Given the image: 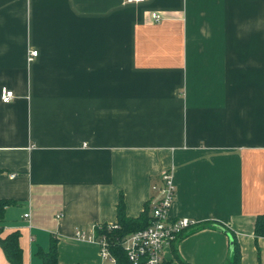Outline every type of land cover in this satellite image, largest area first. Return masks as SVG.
<instances>
[{
	"label": "crops",
	"instance_id": "obj_1",
	"mask_svg": "<svg viewBox=\"0 0 264 264\" xmlns=\"http://www.w3.org/2000/svg\"><path fill=\"white\" fill-rule=\"evenodd\" d=\"M1 87L0 237L20 264L51 240L58 264H113L74 230L114 223L119 195L138 216L161 169L169 219L195 221L161 264H227L232 236L264 264V0H0Z\"/></svg>",
	"mask_w": 264,
	"mask_h": 264
},
{
	"label": "built area",
	"instance_id": "obj_2",
	"mask_svg": "<svg viewBox=\"0 0 264 264\" xmlns=\"http://www.w3.org/2000/svg\"><path fill=\"white\" fill-rule=\"evenodd\" d=\"M123 2H143L144 0H122ZM153 21H158V16L151 13ZM36 55V50L29 52L28 60ZM12 98V92L5 87L0 88V101L8 102ZM14 173L9 174L13 177ZM157 183L150 186L153 195L148 200L149 223L136 231H133L119 241L120 246L125 251V255L130 264H161L162 250L173 242L176 237L184 230L195 224V221L187 218L171 220L167 210L174 197V188L171 182L170 171L161 169L157 177ZM24 216H27L25 214ZM105 231L117 228L114 223H99L90 228L89 232L75 229L73 237L76 239L95 242L101 259L109 260L115 264L114 258L109 253V242L103 231L96 233V230Z\"/></svg>",
	"mask_w": 264,
	"mask_h": 264
},
{
	"label": "trees",
	"instance_id": "obj_3",
	"mask_svg": "<svg viewBox=\"0 0 264 264\" xmlns=\"http://www.w3.org/2000/svg\"><path fill=\"white\" fill-rule=\"evenodd\" d=\"M1 171V170H0ZM10 199L0 198V221L3 218L4 209L7 205L11 204ZM149 203H144L143 210L136 217H127L124 213L123 203L121 196H118V200L115 204V213L117 228L105 231L104 224L101 227L102 230H96V233L103 231L105 237L109 242V253L114 258L115 264H130L127 260L125 251L120 246V239L125 235L145 227L149 223ZM1 229V226H0ZM254 233L256 236H264V216H260L256 219ZM0 247L10 264H20V253L17 245V233L12 232L4 237H0ZM174 253V252H173ZM178 264H188L180 260L176 254H174ZM239 249L236 241L232 236L230 238V255L227 264H239ZM41 264H58L56 259V249L54 240H51L46 251L40 253Z\"/></svg>",
	"mask_w": 264,
	"mask_h": 264
}]
</instances>
